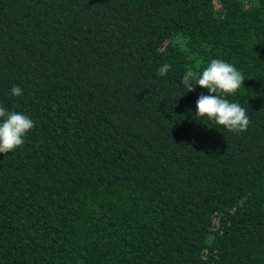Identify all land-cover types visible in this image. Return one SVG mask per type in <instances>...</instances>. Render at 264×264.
<instances>
[{"label":"trees","instance_id":"obj_1","mask_svg":"<svg viewBox=\"0 0 264 264\" xmlns=\"http://www.w3.org/2000/svg\"><path fill=\"white\" fill-rule=\"evenodd\" d=\"M212 59L245 132L195 115ZM0 107L35 125L0 153V264H264V0H0Z\"/></svg>","mask_w":264,"mask_h":264},{"label":"clouds","instance_id":"obj_2","mask_svg":"<svg viewBox=\"0 0 264 264\" xmlns=\"http://www.w3.org/2000/svg\"><path fill=\"white\" fill-rule=\"evenodd\" d=\"M168 63L163 64L157 74L165 76L171 69ZM245 80L243 73L232 64L222 59H212L201 73L187 70L182 83L187 92H194L195 86L207 89L208 95L200 94L196 100L195 115L206 117L227 131L242 133L248 129L250 119L245 108L239 103L230 102L225 97L236 93ZM13 96H21L22 89L13 86ZM34 122L20 112H9L0 107V153L6 154L21 147L26 134L34 128Z\"/></svg>","mask_w":264,"mask_h":264}]
</instances>
